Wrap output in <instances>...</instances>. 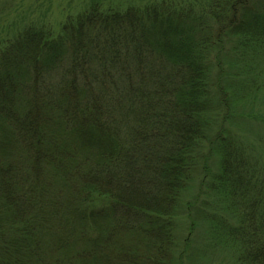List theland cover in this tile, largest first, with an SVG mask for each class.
<instances>
[{
    "label": "trees",
    "instance_id": "1",
    "mask_svg": "<svg viewBox=\"0 0 264 264\" xmlns=\"http://www.w3.org/2000/svg\"><path fill=\"white\" fill-rule=\"evenodd\" d=\"M200 2L88 0L57 29L0 6V264H182L206 193L236 264H264L222 66L264 55V0Z\"/></svg>",
    "mask_w": 264,
    "mask_h": 264
},
{
    "label": "rangeland",
    "instance_id": "2",
    "mask_svg": "<svg viewBox=\"0 0 264 264\" xmlns=\"http://www.w3.org/2000/svg\"><path fill=\"white\" fill-rule=\"evenodd\" d=\"M88 0H0V6L9 3V20H19V16L44 19L54 28H59L67 14L80 11ZM118 3L143 4L154 0H116ZM196 3L203 0H195ZM200 2V3H201ZM3 24V22H1ZM238 50V49H237ZM237 50L231 52L223 59L227 84L225 83L228 109L224 113L228 117L225 128L229 130L232 139H235L250 155V160L257 162L258 168L264 170V55L260 51L250 50L245 53V58L236 56ZM255 52V53H254ZM221 116L222 113L220 112ZM223 114V115H224ZM221 125V124H220ZM214 130L218 134L222 127ZM252 164V163H251ZM197 185H194L196 189ZM194 194V193H192ZM208 193L196 203L192 221L186 216H181V227H178V244L183 245L185 239L190 238L188 254L182 264H236V254L233 245L225 244L224 239L216 234L211 227L209 213L213 209L209 205ZM212 200V203L214 202ZM194 201V200H193ZM214 204V203H213ZM223 203L217 206L219 213L224 212ZM224 216V215H221ZM194 221V226L192 224ZM233 223L234 218H229ZM220 237V244L216 238ZM218 243V244H217ZM226 247V248H225Z\"/></svg>",
    "mask_w": 264,
    "mask_h": 264
}]
</instances>
